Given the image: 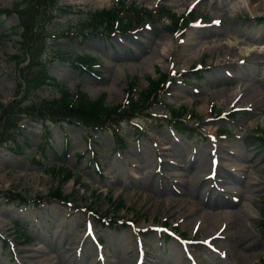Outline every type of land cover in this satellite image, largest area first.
Listing matches in <instances>:
<instances>
[{
	"label": "rangeland",
	"instance_id": "374dc122",
	"mask_svg": "<svg viewBox=\"0 0 264 264\" xmlns=\"http://www.w3.org/2000/svg\"><path fill=\"white\" fill-rule=\"evenodd\" d=\"M21 1L0 2V11H4L0 13V105L12 102L18 93L20 68L29 65L24 61L18 67L11 60L19 52L21 40L11 10ZM58 1L74 5L75 11L88 12L109 9L115 0ZM124 1L141 11L159 10L153 18L156 26L151 22L150 30L143 26L135 34L114 39V51L97 36L86 40L48 38L42 60L49 74L71 92L79 89L92 98L104 95L108 105L120 104L131 82H135L136 94L148 79L166 74L162 102L186 106L201 118L200 124L195 126V121L186 118L191 131H175L166 123L143 117L147 109L152 119L168 117L166 109L151 105L134 123L118 126L126 143L123 148L115 147L110 128L99 133L81 125L50 123L45 128L51 141L42 149L43 123L30 116L22 118L16 142L27 145L24 154L13 155L9 141L0 148V264H26L29 254L83 260V254L92 248L85 237L86 226L92 227L90 237L103 238L101 253L117 264H135L140 257L143 264H242L236 255L243 246L248 247L244 264H264V115L243 112L245 101L234 102L240 99L236 94L253 83L252 78L264 76V11H252L257 4L264 7V0L256 1L250 9L249 0ZM45 6L48 9V4ZM188 12L196 23L181 36L172 35L170 16ZM75 17L46 26L64 27L66 22H75ZM23 54H17L18 61L29 59L25 51ZM71 54L99 57L98 79L81 74L61 59ZM227 89V98L218 99L216 92ZM36 95L52 99L58 92L44 86ZM13 105L22 107L15 103L8 107ZM212 107L218 115L210 113ZM232 112L233 122L221 117ZM221 126L226 127L224 137ZM141 127L146 129L142 135ZM238 155L242 161L233 159ZM197 157H205L207 167L199 174V197L192 207L183 192L194 187L196 167L190 169L189 165L192 167ZM38 162L46 167L64 166L59 168L74 174L61 188L70 205L48 197L58 180L45 173L47 168ZM217 164L222 168H216ZM236 178L246 185L251 179L255 183L251 192L240 193ZM12 195L27 198L30 204H8L4 197ZM201 198L225 205L209 209ZM117 202L123 203L121 209H116ZM103 216L107 221L99 222L97 218ZM161 226L175 237L168 239L165 232L153 230ZM216 230L219 238L210 242ZM66 235L68 243L61 248L59 242ZM4 241L10 242L12 250L4 248ZM80 245L84 247L81 257L76 256ZM92 254L96 259L94 250Z\"/></svg>",
	"mask_w": 264,
	"mask_h": 264
},
{
	"label": "trees",
	"instance_id": "16d2710c",
	"mask_svg": "<svg viewBox=\"0 0 264 264\" xmlns=\"http://www.w3.org/2000/svg\"><path fill=\"white\" fill-rule=\"evenodd\" d=\"M120 4L119 7H113L110 10H105L102 12H93L89 14L87 18H85L83 21H80L78 28L75 29V32H78L79 34L81 31L86 30V32L94 31L95 33H101L104 28L111 31L115 20L119 21L121 29L129 30L134 25V19L132 17L133 15H135L136 24H139L141 21H143L141 12H139L140 9H137L132 5L126 6L123 2H121ZM130 12L132 14H130ZM27 14L29 15L30 19L33 20L34 17L32 11L27 12ZM22 15L25 14L23 13ZM146 15L149 16V13ZM127 16L129 18H127ZM176 21H178V18L174 16V22ZM23 23L25 30L31 31L29 29L30 27L26 24L27 21ZM173 25L175 26L176 23H173ZM33 37V35L29 37V41H31ZM76 62L79 65L81 64L79 61ZM40 71L41 72H37L36 75L35 73L30 74L33 71H28L26 76H23L26 83H28V86L37 87L38 85H41L45 82V78H49L46 75L45 69ZM157 85V83H151L147 90L138 94V99L136 101L130 99L129 103L124 108H121L120 105L108 106L102 98L91 100L84 94L78 93L76 95H73L66 89H62L60 91L59 100H42L37 102L34 101L30 103L28 107L34 110L33 114H38L40 116H51L62 119H75L86 125L100 128L105 125L107 121H113L115 117L121 116L123 113L132 114L140 112L148 104V101L150 100L152 94L156 92ZM28 107L27 109H29ZM171 114L173 117L177 118L180 115V112L178 109H171ZM12 115L13 114L11 111L3 110L2 117L0 118V123H5V130L9 128L10 130L14 129V117ZM17 149H19L18 151H20L21 147L18 146ZM50 174L62 180H66L69 177V174L66 175L63 171L54 172L53 170H50Z\"/></svg>",
	"mask_w": 264,
	"mask_h": 264
},
{
	"label": "bare ground",
	"instance_id": "6f19581e",
	"mask_svg": "<svg viewBox=\"0 0 264 264\" xmlns=\"http://www.w3.org/2000/svg\"><path fill=\"white\" fill-rule=\"evenodd\" d=\"M8 1H10V0H0L1 3H7ZM256 1H258V0H249L248 9L252 8V5H254V3ZM260 10H262V12L264 11V7L262 4H257L255 7L252 8V11L254 13H256ZM199 39H200V37H199ZM193 40L197 41L198 38L194 36ZM252 81H253V83L251 82L250 86H244L240 90L241 94H239L240 95L239 100L245 101V104L243 106H246L244 109L246 111H248L249 113L259 111L260 114L264 115V76H262V79L254 77V78H252ZM229 92H230V90L227 89V90H224L222 92H216V93H217L218 99L224 100L227 98V95L229 94ZM235 96H234V98H235ZM165 154L166 153H164V155ZM233 159L238 160V161L243 160L240 155H238V157L234 156ZM193 167H196L195 173L192 175V178L195 181L194 187L193 188H187L183 192V194L186 195L188 200L191 201L192 207H193V204H196L195 200H198V197H199V195H198L199 182H200L199 174H200V172H204L205 168L207 167L206 166V158L205 157L204 158L203 157H200V158L197 157L194 164L192 165V167L190 166L189 168L193 169ZM218 168H222V167L220 165H218ZM235 180H236L237 184L240 183V186L238 187L240 193H245V192L250 193L251 192L250 187L254 186V184H255L254 182H252L251 179H249V183L247 185L245 183H241V180L239 178L238 179L236 178ZM201 202L203 204H204V202L207 203V201H204L203 198H201ZM223 204H224V202H220L218 200H215L214 203L208 202L207 207L209 209L214 208V207H222V206H224ZM204 208H205V205H204ZM208 214H210V213H208ZM228 216H231V215H228ZM216 231L212 232L211 235H213ZM67 236L68 235L61 237V240H60L59 245H58L59 247L62 248L68 243ZM91 249L88 250L84 254L83 260H77L75 257L70 261H68V260L65 261V259H63V258L50 259V258L46 257L45 255H42V256L40 255L42 258H38L39 255L29 254V255H27V258L29 259L30 262H28L26 264H74V262H75V264H101V262H97L96 259L93 258V254H92L93 250H91ZM241 249H242V251L238 252V254L236 255V258L238 260H242V264H244L247 260L245 250H248V247L243 246ZM106 264H117V262H116V260L107 258ZM123 264H127V263L123 262Z\"/></svg>",
	"mask_w": 264,
	"mask_h": 264
}]
</instances>
